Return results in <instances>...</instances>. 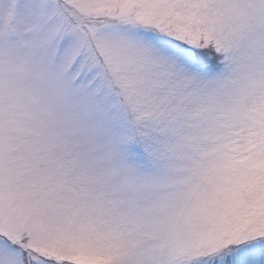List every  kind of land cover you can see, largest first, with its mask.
I'll return each mask as SVG.
<instances>
[{
	"label": "snow or ice",
	"instance_id": "1",
	"mask_svg": "<svg viewBox=\"0 0 264 264\" xmlns=\"http://www.w3.org/2000/svg\"><path fill=\"white\" fill-rule=\"evenodd\" d=\"M0 264H264V0H0Z\"/></svg>",
	"mask_w": 264,
	"mask_h": 264
}]
</instances>
